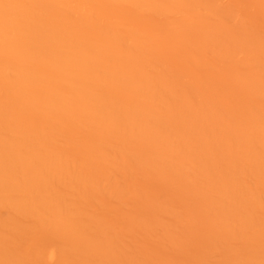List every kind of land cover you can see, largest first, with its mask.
<instances>
[{"label": "bare ground", "instance_id": "bare-ground-1", "mask_svg": "<svg viewBox=\"0 0 264 264\" xmlns=\"http://www.w3.org/2000/svg\"><path fill=\"white\" fill-rule=\"evenodd\" d=\"M0 264H264V0H0Z\"/></svg>", "mask_w": 264, "mask_h": 264}]
</instances>
